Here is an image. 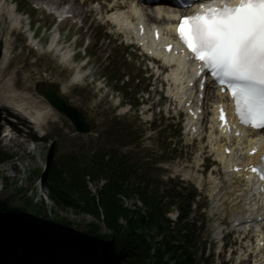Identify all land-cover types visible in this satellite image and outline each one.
Segmentation results:
<instances>
[{
  "label": "rangeland",
  "instance_id": "obj_1",
  "mask_svg": "<svg viewBox=\"0 0 264 264\" xmlns=\"http://www.w3.org/2000/svg\"><path fill=\"white\" fill-rule=\"evenodd\" d=\"M17 1L23 7L24 13L30 16L33 15V19L37 23V26L48 27L50 24L54 23L53 17L46 15L45 12L32 11L34 0ZM35 1L41 2V0ZM54 1H57L58 4L62 6V3L66 5L71 0ZM71 4L76 7V11H81L83 9L75 5L77 3L74 4L72 2L69 6ZM88 7L89 6L86 5L84 6V8ZM83 10L84 15L82 13V17L81 15L80 17L83 18L85 22L84 26L80 28V31H77V29L72 27V21L65 22L60 27L63 31V35L70 32L69 30H71V34L80 33L81 37L77 41V44H80L81 49L84 41L87 40L90 43L89 55L91 56V61L95 62L98 67L97 73L99 76L109 81L111 89L114 92L119 91L118 94H120V98H122L124 93L125 97L123 98L125 99V103H132L134 100H138L137 95L135 96V92L137 89L144 87L145 81L142 80V83L136 84L137 80L132 82L131 78L139 77L141 79L144 77L142 68L137 65L138 63L136 61H126L124 59L126 50L119 48L115 43L107 41L108 37L104 36L102 30L98 28L94 15L85 13L87 10ZM49 35V33H46L43 36L42 29L39 38L43 37L44 42ZM16 43L19 44L20 47L18 48V54L16 55L14 53L15 57L11 62V68L13 70H18L15 73L16 77L13 81L19 91L30 92L36 96L37 99H41L36 88V83L38 81L45 80L50 76L51 80L68 83L69 72L63 70L62 67L56 63L47 66L46 64L38 63L33 58L26 57L25 52L20 50L23 46V40L18 39ZM33 61H35V63H33ZM10 74V71L8 73L6 71L2 80L4 81L5 77ZM127 78H130V83L126 82ZM68 89L69 101L85 110L93 117L95 123L93 131L88 135L74 134L69 122L63 116H59L58 123H48L45 128V130L49 132L48 136L52 137L51 142L37 141L34 144H23L21 148L7 147L0 143V152L4 151L12 156L11 160L0 162V200L5 199L16 207H24V200L29 199L40 206L44 218L56 220L59 216L67 220V223H62L60 221L55 222L56 229L68 235H78L85 229V226L81 224L84 221H91L92 217L72 210L61 209L51 204L46 197V189L40 184V179L45 174L47 168L50 148L53 150V162L59 165L63 161V157L69 153L95 150L105 145L115 147L118 154H125L130 164L137 167L130 179L132 183H137L138 177L146 175L153 182V191L155 187H158V193H162L165 189H169L171 194L179 192L181 196L192 192L196 199L195 190L191 185L180 182L178 178L172 181L164 180L163 176H165V171L157 167L158 164L169 166V164L172 163L170 158L177 161L179 152L178 149H173L175 142L180 139L177 127L165 128V123L160 122L161 117L157 116V114V120H155L153 127H149V123H143L138 118L136 120L132 113L126 117L117 116L116 114L119 113L116 111L118 107L112 104V99L102 97L101 92L96 93L91 86H70ZM157 110L156 107L153 108L154 113L157 112ZM150 129L155 130L150 131ZM149 132L152 134V138L148 142L146 135ZM117 133H119V135L121 134V136L116 137L115 134ZM153 136H155L156 139L153 138ZM119 138H122V140L119 141ZM148 145L149 148H147ZM179 146L183 147L182 144H179ZM185 150L187 153L190 152L189 154L191 157L189 160L192 159L194 149L185 148ZM180 156L185 157L183 152ZM103 182L104 179H95L94 182L90 184V188H96ZM165 200L166 202L171 200L174 201V204L168 205L169 211H172L174 215L173 211L182 204L181 197L172 198V196H169L165 198ZM209 216L210 215H204L201 210H192L186 219L190 224H195L197 220H200L204 221L206 225L203 233L202 230H200V223L195 227L197 237L195 248L198 261L197 264H203L204 253L207 252L211 239L208 240L209 234L207 230L214 231L216 226H218L216 218L211 219ZM28 217L32 219L31 215ZM24 226H27V223H25ZM56 235L61 237L60 232L56 233ZM204 239L207 240L208 245L202 243ZM70 249L73 250V248L68 247L64 252H60L63 259L68 256L72 257L77 255ZM89 250L100 251L97 245H90L87 251ZM31 251L35 252L36 250L32 248ZM209 262L210 264H218L216 262L213 263L212 259H210ZM117 264H122V261H117Z\"/></svg>",
  "mask_w": 264,
  "mask_h": 264
},
{
  "label": "trees",
  "instance_id": "obj_2",
  "mask_svg": "<svg viewBox=\"0 0 264 264\" xmlns=\"http://www.w3.org/2000/svg\"><path fill=\"white\" fill-rule=\"evenodd\" d=\"M106 154L110 153H93L91 159H85L83 155L81 158L69 155L61 168L52 163L40 179L51 204L92 217L91 221L81 224L85 226L82 232L75 236L62 233L56 229L55 222L67 223V220L59 216L56 220L44 218L40 206L29 199L24 200V207H16L3 199L0 200V232L5 235H0V240L7 244L18 240L14 233L17 231L20 239L29 238L55 246L70 244L83 249L96 243L111 257L121 255L128 260V264H169L162 259L161 249H164L172 264H194L193 255L187 247L194 239L193 232L186 226L172 231L163 214L161 200L138 187H128L126 179L129 172L122 165L123 161L111 156L105 160ZM99 174L106 176L107 181L97 189L95 196L88 190L85 178L89 176L92 181ZM136 191L147 208L146 214L131 212L122 205L118 196L122 193L130 197ZM25 223L27 226H24ZM153 230L168 236L163 245L159 243L155 246L151 234ZM58 232L61 237L55 235ZM179 238L184 242L181 243Z\"/></svg>",
  "mask_w": 264,
  "mask_h": 264
},
{
  "label": "snow or ice",
  "instance_id": "obj_3",
  "mask_svg": "<svg viewBox=\"0 0 264 264\" xmlns=\"http://www.w3.org/2000/svg\"><path fill=\"white\" fill-rule=\"evenodd\" d=\"M180 2L183 4V0ZM193 5H199L198 9L177 18L175 31L190 54L187 58L199 62L195 77L200 98L203 99L206 86L204 77L209 75L208 88L220 86L231 93L241 124L264 129V0H190L187 4ZM171 49V44L166 46V50ZM219 119L225 121L223 109ZM251 171L259 173L264 181V171L255 167Z\"/></svg>",
  "mask_w": 264,
  "mask_h": 264
},
{
  "label": "bare ground",
  "instance_id": "obj_4",
  "mask_svg": "<svg viewBox=\"0 0 264 264\" xmlns=\"http://www.w3.org/2000/svg\"><path fill=\"white\" fill-rule=\"evenodd\" d=\"M41 3L44 6H47L49 8V11L51 9L58 10V7L60 6V4H58V2L57 1H54V0H41ZM113 3H114L112 5L113 7L114 6L117 7V6H120V5L122 6L123 5V6H125L127 8V7H129L131 5L129 2L126 3L125 0H114ZM2 5H3L2 7L0 6V11L2 13H4L9 18V21L11 22V24H12L13 27H14V25L17 26L18 25L17 24L18 19L16 18V16H13L12 15V13H11L8 5H5V4H2ZM87 11H89V12H97V8H90ZM162 11H163V15H166L167 14V12L165 10H162ZM65 13H72L74 19L75 18L80 19L81 18L80 15L82 13H84V10L82 9L81 11H76V7L73 4H71L70 6H68V8L65 11ZM60 14H61V12H60ZM115 15H117V13H115ZM121 15H125V17H128L129 20H131V21L133 20V16H132L133 15V12L132 11H130L128 13V10H124V11L121 12ZM158 22H161V21H158ZM164 29H165V31H168V26H165ZM62 60L65 61V64L66 65L69 64V61H67L68 60V52H65V53L62 54ZM5 68H6V66H5V58H3V59L0 60V79H1V77H2V75L4 73V71H5L4 70ZM77 77L80 78L81 77V74L80 73H77L74 76V80H78V79H76ZM0 87L2 89L1 91L3 92V94L6 97L5 99H9V102H20L22 104H25L31 111L34 112V114L37 117H40V116H42V117H47V116L54 117L56 115V112L49 105H47V104L45 105L44 103L41 104L37 99H33V101L31 102L33 104L29 105L28 102H25L27 100V98H28L27 95H25V96H15L14 95L13 96L12 95V92L14 91V88L15 87H14V85L11 82L5 83L4 86H2V84H0ZM62 88H63V90H65V87H62ZM35 102H37V103H35ZM211 138H212V140L215 141V140H217V138L220 139V136L219 135H216V134H214V135L212 134ZM244 146H245V144H241V147L239 149V153L240 154H242V149L244 148ZM186 174L187 173H184V175H186ZM236 209L237 208H234V211H236ZM240 215H242V214H240ZM64 251L65 250H63L61 252H64ZM71 251L74 252V253H76L74 250H71ZM89 252H91V251H89ZM76 254H79V253H76ZM88 254H92V253H88ZM75 256H77V255H75ZM75 256H72V257H69L68 256L65 259H71V258H73ZM79 256H81V255H78L77 258H79ZM13 258H15L17 260L19 259L18 257H15V256H13ZM19 264H21V263H19Z\"/></svg>",
  "mask_w": 264,
  "mask_h": 264
},
{
  "label": "water",
  "instance_id": "obj_5",
  "mask_svg": "<svg viewBox=\"0 0 264 264\" xmlns=\"http://www.w3.org/2000/svg\"><path fill=\"white\" fill-rule=\"evenodd\" d=\"M48 97L50 98L49 94H48ZM52 102L56 105V107L58 109H61L62 111H64L74 121L75 126L79 131H86L88 129V127L85 123V119L80 113H77L76 111L72 110L71 108L65 106L62 102H60L56 98H52ZM49 165H50V157H48L46 169L49 168Z\"/></svg>",
  "mask_w": 264,
  "mask_h": 264
}]
</instances>
